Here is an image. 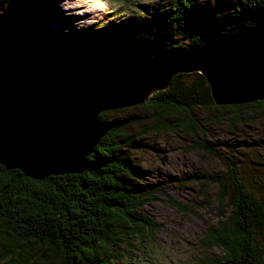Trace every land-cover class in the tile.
<instances>
[{
  "label": "trees",
  "instance_id": "trees-1",
  "mask_svg": "<svg viewBox=\"0 0 264 264\" xmlns=\"http://www.w3.org/2000/svg\"><path fill=\"white\" fill-rule=\"evenodd\" d=\"M136 1L134 9L118 15L120 24L95 32L93 42L62 50L46 40L26 41L19 31L32 23L10 14L27 9L45 19L50 0H0V45L13 53L23 75L44 79L135 68L184 55L212 36L264 25V0ZM131 4L123 2L124 7ZM151 99L137 105L145 115L122 119L118 114L123 109L109 117L99 114L111 127L81 173L37 180L0 164V264L133 262L144 241L160 229L142 211L159 191L142 182L145 173L129 149L152 132L169 131L190 135L193 149L222 159L226 166L197 178L217 183L220 217L204 242L223 251L218 260L203 262L264 264V138L232 141L229 155L220 150L218 137L216 142L206 138L213 135L209 124L225 122L234 131L237 124L255 128L256 122H264V99L215 104L206 77L197 72L176 75L168 89ZM249 146L257 150L251 152Z\"/></svg>",
  "mask_w": 264,
  "mask_h": 264
},
{
  "label": "water",
  "instance_id": "water-1",
  "mask_svg": "<svg viewBox=\"0 0 264 264\" xmlns=\"http://www.w3.org/2000/svg\"><path fill=\"white\" fill-rule=\"evenodd\" d=\"M194 72L206 77L215 104L264 99V25L135 68L44 79L23 75L0 45V164L37 180L81 173L111 127L99 114L148 103L176 75Z\"/></svg>",
  "mask_w": 264,
  "mask_h": 264
},
{
  "label": "rangeland",
  "instance_id": "rangeland-1",
  "mask_svg": "<svg viewBox=\"0 0 264 264\" xmlns=\"http://www.w3.org/2000/svg\"><path fill=\"white\" fill-rule=\"evenodd\" d=\"M124 1L127 0H50L45 19L27 9H12L10 14L32 23L19 31L26 41L46 40L62 50H74L80 44L91 42L95 32L107 29L112 23L120 24L122 20L118 15L134 9L133 3L137 2L131 0L132 4L124 7ZM204 1L213 3L215 0ZM121 109L118 115L122 119L146 112L137 105ZM111 111L104 112L109 117ZM226 121L229 123V119ZM241 126L237 124L236 130L228 131L225 122L209 124L213 135L206 138L216 142L214 139L218 137L224 155L231 152L227 144L232 141L264 138V122H256L255 128ZM193 144V138L183 131L152 132L137 148L129 149L132 160L145 173L142 182L159 191L156 199L146 204L142 211L156 221L160 229L144 241L143 250H138L139 256L136 254L133 262L126 260L125 264H206L204 259L218 260L223 256L221 249L208 247L204 242L208 230L217 226L220 217L217 183L211 178L205 181L197 178L218 173L221 168L226 170V166L222 165V159L193 149ZM246 149L257 150L251 146Z\"/></svg>",
  "mask_w": 264,
  "mask_h": 264
},
{
  "label": "bare ground",
  "instance_id": "bare-ground-1",
  "mask_svg": "<svg viewBox=\"0 0 264 264\" xmlns=\"http://www.w3.org/2000/svg\"><path fill=\"white\" fill-rule=\"evenodd\" d=\"M67 212V211H66ZM140 242V241H139Z\"/></svg>",
  "mask_w": 264,
  "mask_h": 264
}]
</instances>
